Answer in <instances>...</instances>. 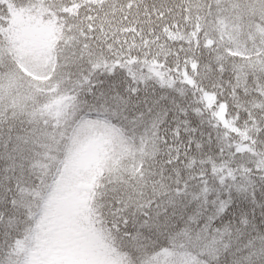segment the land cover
Here are the masks:
<instances>
[{
    "label": "snow or ice",
    "instance_id": "1",
    "mask_svg": "<svg viewBox=\"0 0 264 264\" xmlns=\"http://www.w3.org/2000/svg\"><path fill=\"white\" fill-rule=\"evenodd\" d=\"M0 264H264V0H0Z\"/></svg>",
    "mask_w": 264,
    "mask_h": 264
}]
</instances>
